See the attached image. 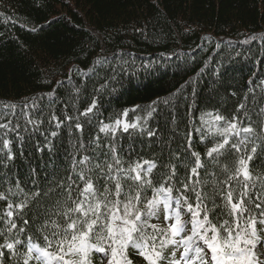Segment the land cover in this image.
<instances>
[{
	"label": "trees",
	"instance_id": "trees-1",
	"mask_svg": "<svg viewBox=\"0 0 264 264\" xmlns=\"http://www.w3.org/2000/svg\"><path fill=\"white\" fill-rule=\"evenodd\" d=\"M0 125V264L61 254L93 220L106 264L112 213L152 199L246 236L264 220V0H0ZM136 225L171 264L168 228Z\"/></svg>",
	"mask_w": 264,
	"mask_h": 264
},
{
	"label": "snow or ice",
	"instance_id": "snow-or-ice-1",
	"mask_svg": "<svg viewBox=\"0 0 264 264\" xmlns=\"http://www.w3.org/2000/svg\"><path fill=\"white\" fill-rule=\"evenodd\" d=\"M0 127H5V126L0 125ZM132 127H135V125H132ZM232 127L235 128V125H233ZM125 129H127V125H125ZM244 131L251 132L252 129L250 128L244 129ZM226 143L227 141H225V144ZM223 147H224V144H221L219 146V148H223ZM219 148L212 149L209 155H211L212 152L219 151ZM253 151H255V149H253ZM248 159L251 160L252 157H249ZM244 163H245L244 161H241L242 165H244ZM244 175H245V179L250 178L246 174V172L244 173ZM137 179H139V177H137ZM91 188L92 186L89 185L86 191H91ZM117 191H119V186H117ZM160 191H164V190L161 189ZM228 201L230 204H232L233 213L243 211V208H242L243 202L233 204L231 201V194H229L228 196ZM156 203L157 202L154 201L152 202L150 206H147L150 209L149 213L147 214L149 215L155 214L154 212L151 211V208L154 207ZM98 207L99 205H97V208ZM125 207L127 208L128 206H125ZM189 210L193 212L194 217L199 216V213L192 210L191 206H189ZM75 211L79 212L81 211V209L77 207ZM129 214L130 213L126 212V216L123 221L125 225L129 224V221L126 218L127 215ZM116 218L119 219V217H116ZM140 219H141L140 215H136L135 220L132 221L130 227H125L121 229V233L123 234V243H121L120 245L121 250L118 252L117 249L115 248L111 249L112 260L109 261V264H121L120 261L116 260V257L117 255H120L121 257H123L124 256L123 250L129 246L140 250V255H142L145 258V260H148L149 264H156L157 260L163 259L162 254L160 252H156L155 248L152 249L155 255V259H153L150 255L146 254V251L144 250L143 245L138 243L137 240L133 238V233L140 231V228H138L135 223V221H139ZM205 222H207V217H205L203 221L199 219H195L193 221V228H194V235H200L198 229L200 228L205 229V235L202 236L201 239L204 241L205 245L211 252V257H210L211 264H260V262L256 260V256L254 252V249L256 248L257 244L262 242L259 240V237L257 236V231H256L257 220L255 218H252L248 222V228L244 230L248 238L242 237L240 233H237L235 236H233L234 229H226L225 225H220L219 229H224L227 232V236L222 237L220 235V230L217 227L210 226L208 228H205ZM96 223L97 221L93 220L91 223L87 224L86 226L87 231L81 232L79 236L77 235L72 236V242H75L77 240L80 241L79 247H77L75 243H69V250L71 253H80L81 250L83 249L84 255L80 261V264H86L87 254L91 247L87 244V239H88L89 234L92 232L93 228L95 227ZM259 223L264 224V220H260ZM75 227H76L75 223L69 225L70 229L75 228ZM184 228H185V224L181 221L179 215L177 214L175 218V223L170 226L168 231L171 233L173 237H175V236H180V234L184 231ZM209 231L213 233L211 237H208L206 235V233ZM108 232L110 234L109 238L110 239L114 238L115 232L113 231L111 227L108 228ZM190 240H191V237H188L187 240H184V239H181L179 241L169 240L167 241V243L169 244L179 243V244L187 245ZM241 243L244 245V247H240ZM7 247L12 248L13 246L7 245ZM62 249H63V243L61 244V250ZM95 250L98 252L105 251V249L100 248V247H97ZM35 251L41 252V250L38 248L35 249ZM188 251L189 249L186 247L185 252L181 256V259H183L184 256H186ZM202 253H203V249H197L196 250L197 258L201 261V264H209L208 260H204ZM41 255L48 256L49 253L44 251V252H41ZM53 258L62 260L63 256H54ZM25 264H27V261H25ZM65 264H68V262L66 261ZM175 264H179V262H175Z\"/></svg>",
	"mask_w": 264,
	"mask_h": 264
},
{
	"label": "rangeland",
	"instance_id": "rangeland-1",
	"mask_svg": "<svg viewBox=\"0 0 264 264\" xmlns=\"http://www.w3.org/2000/svg\"><path fill=\"white\" fill-rule=\"evenodd\" d=\"M125 125H127V128L130 126L128 122L126 121L125 116H123L120 120H118L115 123V128L125 129ZM154 201L157 202L155 206L151 208V211L155 213L154 215L147 214L150 211L149 207H146L145 211L140 212L139 215L140 217L145 216L147 221L151 223H155L157 226L160 225L163 227L169 220H171V216L169 214V210H170L169 205L167 203V200H160V201L152 200L148 206H150L152 202ZM111 217H112L111 228L115 232V236L113 238V243L115 244L114 248L117 249V251L119 252L121 250L120 245L121 243H123V234L121 233V229L125 227H130L132 223V219L126 217L127 220L129 221V224L125 225L123 222L125 216L118 210H115L112 213ZM116 217H119V219H117ZM191 230H193V224L191 225L190 231ZM123 252H124V256L121 257L120 255H117L116 260L120 261L121 264H129L128 259H127L126 249H124ZM83 255H84L83 249L81 250L80 253H69L67 255L68 264H80V261ZM37 257H39L38 261H40L41 263L49 262L51 259L48 256L41 255V253H39ZM86 264H91L88 257H87Z\"/></svg>",
	"mask_w": 264,
	"mask_h": 264
}]
</instances>
